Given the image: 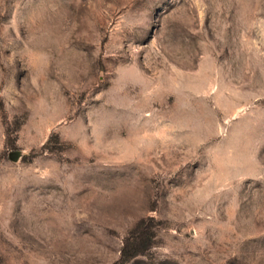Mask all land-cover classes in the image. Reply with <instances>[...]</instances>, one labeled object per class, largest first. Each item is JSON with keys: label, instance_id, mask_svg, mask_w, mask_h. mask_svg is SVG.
I'll list each match as a JSON object with an SVG mask.
<instances>
[{"label": "rangeland", "instance_id": "obj_1", "mask_svg": "<svg viewBox=\"0 0 264 264\" xmlns=\"http://www.w3.org/2000/svg\"><path fill=\"white\" fill-rule=\"evenodd\" d=\"M0 264H264V0H0Z\"/></svg>", "mask_w": 264, "mask_h": 264}]
</instances>
